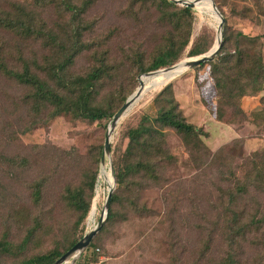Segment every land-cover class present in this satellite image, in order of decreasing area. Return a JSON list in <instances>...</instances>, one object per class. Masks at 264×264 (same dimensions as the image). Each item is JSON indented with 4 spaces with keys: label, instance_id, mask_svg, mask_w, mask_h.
Listing matches in <instances>:
<instances>
[{
    "label": "rangeland",
    "instance_id": "obj_1",
    "mask_svg": "<svg viewBox=\"0 0 264 264\" xmlns=\"http://www.w3.org/2000/svg\"><path fill=\"white\" fill-rule=\"evenodd\" d=\"M160 1L0 0L1 16L14 17L22 8L44 20L47 31L59 37L54 46H45L42 40H24L0 26V56L9 67L21 71L23 58L44 66L48 57H58L57 52L79 47L72 74H86L100 57L115 73L105 80L100 97L120 99L140 90L115 128L111 154L102 164L112 118L89 121L53 115L51 107L34 111L32 90L0 72V242L9 241L16 250L9 254L0 247V264H18L54 248L65 252L73 240L94 228L115 176V159L127 147L128 130L144 115L151 120L158 116L166 102L163 96L156 98L169 83L183 115L206 131L202 139L216 157L200 155L174 128L160 127L176 164L164 172L160 185L143 193L141 203L151 212L138 216L126 202L116 203L120 215L107 225L105 221L91 242L94 246L90 244L75 264H222L231 250L237 264H264V235L252 231L231 242L225 215L231 173L243 177L246 159L264 153V0H214L225 17L222 41L224 33L230 37L219 76L231 92L217 90L210 61L184 74L175 73L176 66L167 69L183 59H197L201 54L189 55L195 45L210 47L211 52L217 48L221 20L213 0L194 1L192 15L174 7L163 11ZM177 4L178 9L185 7ZM166 12L171 22L164 19ZM170 38L177 48L189 40L180 59L141 74ZM257 85L263 89L257 91ZM219 107L225 111L222 120L217 117ZM95 171L92 191L89 177ZM36 186L41 187L38 202ZM78 187L91 197L90 212L82 222V210L69 198V190ZM31 228L36 229L34 236L24 252H17Z\"/></svg>",
    "mask_w": 264,
    "mask_h": 264
},
{
    "label": "trees",
    "instance_id": "obj_2",
    "mask_svg": "<svg viewBox=\"0 0 264 264\" xmlns=\"http://www.w3.org/2000/svg\"><path fill=\"white\" fill-rule=\"evenodd\" d=\"M160 2L163 11L174 7L176 10H180L187 15H192V8L188 6L178 9V4L172 0H161ZM67 3V7L72 6L70 1H67ZM164 19L168 20V22L172 21L167 12ZM178 25L179 20L175 25L176 28ZM0 26L11 30L9 32L24 40L38 42L42 40L45 46H54L59 39L53 31H47L44 20L37 18L33 13L27 12L22 8L20 9V13L14 17L0 15ZM240 36L250 41L256 40V37H249L242 32H240ZM78 37L80 40V34ZM75 39L77 38L75 37ZM229 40L228 34L224 33V41L222 46H220L221 49L217 57L209 62L212 67L215 85L219 92L223 90L232 91L223 81V78L219 76V74H223V71H220V66L226 62L224 53ZM188 43L189 40H186L181 47L177 48L176 40L170 38L169 45L156 55L150 66L142 68L140 73L142 74L151 70L156 71L175 64L182 56L183 50ZM210 49V47L195 45L190 50L189 55L197 56L206 53ZM79 51L80 48L78 47L71 52H63L62 55L57 52L58 57L55 60H50L48 57L49 63L44 66L40 65L36 60L29 61L23 58V69L21 71L9 67L0 56V72L6 77L16 80L20 85L32 90L30 96L34 111L40 112L51 107L53 115L65 114L71 115L73 118L89 121L111 119L129 98V94L122 95L120 99H116L113 95H109V98L100 97L105 80L107 78L111 80L115 74L112 71L111 65L106 62L107 59L105 57L96 59L97 64L86 74H72L71 67ZM50 61L53 62L51 63ZM260 61L261 66L264 67L262 59ZM206 64L208 63L203 62L197 67L205 66ZM256 84H258V81H256ZM171 85L172 83L167 84L157 95L156 100L163 96L166 102L165 105L160 107L158 116L154 120H151L149 116L144 115L137 127H132L128 130L129 141L127 147L115 159L114 173L117 186L111 200L106 225L120 215L114 209L116 203L119 202H126L125 204H127L130 211L138 216L151 212V209L141 203L143 193L152 187L160 185L165 180L164 172L176 164L174 156L169 153V149L166 146L165 134L160 127L168 126L174 128L178 133L183 135L187 144L200 155L203 154L208 158H213L217 155L212 154L202 139V136L206 135V131L190 123L183 115L180 105L173 94ZM257 86V91L263 89L262 85ZM241 90L240 95H245L243 86ZM217 109H219L217 117L219 120H222L225 116V111L222 107ZM246 160L249 162L246 163L247 169H245L243 177L232 172L231 178L228 179V210L225 215L231 242L237 237L245 238L252 231L264 235V153L255 152ZM91 174L89 185L93 191L98 172L95 171ZM125 192L128 194L124 197L122 194ZM34 196L38 202L41 198L40 186L35 187ZM69 198L78 209L82 210V215L79 219V222H82L90 212L91 197L86 198L84 187H78L73 191L69 190ZM259 198H262V201H259L261 200ZM250 201L254 204L248 207L249 204L247 202ZM122 217H125V215H122ZM35 230V228L29 229L25 236L26 238L17 248L19 250L17 252L25 251L26 245L35 234ZM79 240H73L66 251ZM93 246L94 243L91 244L90 248ZM0 247L5 253L14 254L16 252L13 245L6 240L0 242ZM231 251L229 252L227 262L222 264H237V258ZM65 252L54 248L48 252L24 258L18 264H53Z\"/></svg>",
    "mask_w": 264,
    "mask_h": 264
},
{
    "label": "water",
    "instance_id": "obj_3",
    "mask_svg": "<svg viewBox=\"0 0 264 264\" xmlns=\"http://www.w3.org/2000/svg\"><path fill=\"white\" fill-rule=\"evenodd\" d=\"M176 3L183 4L185 6H188L190 8L195 7V2L197 0H172ZM214 6L218 12V16H220V25H219V34H220V43L217 46V48L211 52V49L207 51L206 53L201 54L197 59L195 60H190V59H183L179 61L176 64V68L174 70L175 73H184L186 70H189L193 68L194 66L203 63V62H208L214 59V57L219 53L222 46V27L225 22V17L222 16V14L219 12L217 5L215 1L213 0ZM211 52V53H210ZM149 73V72H148ZM140 78V77H139ZM141 83V82H140ZM140 90H137L134 92L129 98L125 101V103L122 105V107L117 110V112L114 114L112 117L107 133H106V140H105V145H104V151H103V156H102V164L105 163V157L110 156L111 154V136L113 135V132L115 128L118 126V123L120 120L128 113V110L131 108L132 104L137 101L140 97L139 94ZM113 183L111 187L109 188L108 191V196L106 199V203L104 206L103 214L100 216L97 224L94 226L93 229L88 231L83 237L73 246L71 247L68 251H66L59 259H57L53 264H75L76 261L81 257L83 252H85L89 245L91 244L93 238L96 236V234L102 229L103 224L105 223L107 216H108V211L110 208L111 200L113 197L115 185L117 183L116 177L113 175Z\"/></svg>",
    "mask_w": 264,
    "mask_h": 264
},
{
    "label": "bare ground",
    "instance_id": "obj_4",
    "mask_svg": "<svg viewBox=\"0 0 264 264\" xmlns=\"http://www.w3.org/2000/svg\"><path fill=\"white\" fill-rule=\"evenodd\" d=\"M190 1H192V0H190ZM195 8H196V4H195ZM220 17V16H219ZM219 37H220V34H219ZM219 37H218V39H219ZM192 59V58H191ZM176 65H174V66H171V67H169V68H167V69H170V68H172L173 69V67H175ZM164 70H166V69H164ZM157 71V70H156ZM156 71H153V72H150V73H147V74H151V73H154V72H156ZM158 71H160V70H158ZM147 74H145V75H147ZM142 76H144V75H142ZM141 78L142 77H140V82H141ZM140 85H141V83H140ZM139 88V87H138ZM113 181H114V179H111L110 180V183L112 184L113 183Z\"/></svg>",
    "mask_w": 264,
    "mask_h": 264
}]
</instances>
